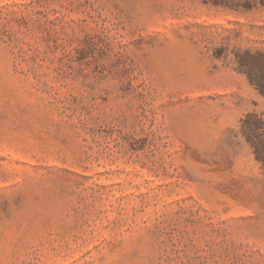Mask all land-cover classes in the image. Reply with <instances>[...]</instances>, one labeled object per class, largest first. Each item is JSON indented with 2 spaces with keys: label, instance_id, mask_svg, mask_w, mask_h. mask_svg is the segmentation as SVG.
<instances>
[{
  "label": "rangeland",
  "instance_id": "rangeland-1",
  "mask_svg": "<svg viewBox=\"0 0 264 264\" xmlns=\"http://www.w3.org/2000/svg\"><path fill=\"white\" fill-rule=\"evenodd\" d=\"M0 264H264V0H0Z\"/></svg>",
  "mask_w": 264,
  "mask_h": 264
},
{
  "label": "trees",
  "instance_id": "trees-1",
  "mask_svg": "<svg viewBox=\"0 0 264 264\" xmlns=\"http://www.w3.org/2000/svg\"><path fill=\"white\" fill-rule=\"evenodd\" d=\"M258 86V88H262V86L261 85H257Z\"/></svg>",
  "mask_w": 264,
  "mask_h": 264
}]
</instances>
